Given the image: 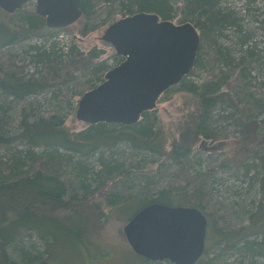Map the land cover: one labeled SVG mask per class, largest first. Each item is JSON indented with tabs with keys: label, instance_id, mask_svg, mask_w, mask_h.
Masks as SVG:
<instances>
[{
	"label": "trees",
	"instance_id": "trees-1",
	"mask_svg": "<svg viewBox=\"0 0 264 264\" xmlns=\"http://www.w3.org/2000/svg\"><path fill=\"white\" fill-rule=\"evenodd\" d=\"M114 1L118 0H80V6L89 22L98 13L99 3L110 4ZM120 1L130 15L136 12H153L172 21L180 14L182 24L190 22L200 30L201 47L194 69L206 66L208 59L204 47L209 42L215 43V34L218 32L221 35L226 27L235 24L234 12L220 10L216 0ZM91 21V26L87 24L84 35L97 29L98 26ZM44 32H49L45 20L35 13L25 15L19 10L8 14L0 8V146L10 147L17 140L27 146L25 151L13 153L12 158L0 164V264H49V258L30 256L25 252H20L19 255L16 253L17 249L13 246L27 232H35L48 242L50 236L52 239L53 235L57 236L54 233L56 229L57 233L67 234L76 242L85 243L90 232L97 228L94 224L97 218L89 212L95 215L104 204L106 207L120 204L115 198L121 196V193L114 191L116 182L126 180L125 189H130L133 180L129 175L141 167L139 163H131L128 167L120 162L113 163L115 154H123L122 151L113 150L121 143L128 144L132 151L152 155L150 170L154 173L153 177L165 179L172 169L184 170L191 163L192 154L198 144L219 139L217 134L221 131L214 124L220 119L238 128L242 154L255 157L258 165L254 167L264 171V128L260 120V115L264 112V83L252 87L246 82V66L254 58L255 46L248 45L249 37L241 30H238L237 35L241 46L247 45V50L246 56L241 58L238 65L225 70L218 68L217 77L214 75V79L202 85L192 81L190 75L186 76L179 85L165 92L172 94L183 91L192 94L197 100L195 110L186 116L179 137L171 144L169 151L164 143L157 144L161 141L162 133L156 128L153 111L144 113L141 120L132 126L88 124L86 130L68 132L62 114L63 104L67 101L64 99L66 95L54 87L58 83L73 81L76 75H94L101 84L109 68L104 61L97 62L103 53L97 49L85 54L73 44L61 56L58 55L59 50L56 51V43H52L45 49L37 45L32 47L36 63L43 68L39 72L25 75L23 67L17 65L12 55V47ZM221 53L216 57L217 62L224 60L221 59ZM122 61L123 59L120 63ZM97 86L91 85L89 89ZM52 87L51 99L57 107L55 113L48 117H35L32 101L29 99ZM17 107H20L21 132L13 134L8 129L9 114ZM36 147H44L45 150L39 154L35 151ZM62 150L70 153L68 162L79 154L86 156L99 153L101 169L95 172L98 184L84 185L81 181L76 182L62 174L61 170H56L55 166L63 162L60 152ZM249 171L250 169L247 174ZM205 175L202 173V177ZM184 181L188 183L187 186L182 185ZM261 183L264 196V175ZM189 186V179L178 180L173 186L163 189L156 200H141H148V204H166L164 202L167 199L181 198L206 215L207 237L209 241L211 239L213 247H218L221 254L230 253L238 257L241 264H245L249 256L264 258L263 207L252 216L248 226L231 228V208L223 209V216L217 218L212 212L213 208L208 207V201L199 199L195 189L190 190ZM80 213H85L87 218L74 223L72 217ZM260 234L263 237L258 239ZM209 251L210 245H206L204 255ZM143 260L146 264H171L168 261ZM210 261L200 259L197 264H211Z\"/></svg>",
	"mask_w": 264,
	"mask_h": 264
},
{
	"label": "rangeland",
	"instance_id": "rangeland-1",
	"mask_svg": "<svg viewBox=\"0 0 264 264\" xmlns=\"http://www.w3.org/2000/svg\"><path fill=\"white\" fill-rule=\"evenodd\" d=\"M216 2L220 10L234 12L235 24L226 27L221 35L218 32L215 34V43L209 42L204 47L208 59L206 66L201 69H193L194 72H191L189 78L198 85H202L214 79V75L217 77L218 68L222 67V70H225L238 65L241 58L246 56L247 50V45L242 47L237 35L238 30H241L249 37L248 45L255 46L254 58L246 66L248 72L246 82L252 87L264 83V0H216ZM35 4L36 2H30L24 8L25 15L36 12ZM98 5V13L94 15L92 21L90 20L98 27L86 35L83 32L88 26L87 24L91 26V23L83 17L78 23L65 30L55 33L44 32L37 37L34 36L14 45L12 55L15 57L17 65L23 67L24 74L39 72L43 68L36 63L35 51L32 47L37 45L45 49L52 43H56V51L59 50L58 55L66 52L67 47L76 44L85 54L94 49L103 52L97 62L104 61L109 68L108 71L118 66L123 57L117 54L111 44L102 40V37L113 22L126 17L129 13L123 8L120 0L110 4L101 2ZM136 11L134 10V12ZM172 21L175 24H182L181 15L179 14ZM199 32L201 31L199 30ZM219 52H222L221 59H224L221 62L216 60ZM99 84V80L94 75L84 77L76 75L73 81L58 83L54 87L55 90H61L66 95L64 99L67 101L63 104L62 114L65 117L64 125L68 132L77 133L89 127L88 124L76 118L78 103L81 97L90 91L89 86ZM51 89L53 87L29 99L32 101L35 117H48L55 113L57 107L52 102ZM196 105L197 100L192 94L183 91L163 94L156 109L153 110L156 128L162 133L161 141H158L157 144L164 143L169 151L171 144L179 137L186 116L195 110ZM9 116L8 129L13 134L20 133V107L12 110ZM260 120L264 128V112L260 115ZM214 125L218 126V131H221L217 134L219 139L207 140L205 143L198 144L192 154L191 163L186 165L184 170L176 169L174 171L172 169L165 179L153 177L154 173L150 170L152 155L132 151L130 146L125 143L117 145L113 150L115 152L122 151L123 154L114 155V164L120 162L128 167L131 163H139L141 167L130 173L129 178L133 180L130 189H125L126 180L116 182L114 191L121 193V196L115 198L120 204L113 207H106L104 204L99 213L95 215L93 212H89L91 216L97 218L94 223L97 228L90 232L85 243H78L67 234L57 233L56 229H54V233L57 236L53 235V239L50 236L47 239L48 242L42 240L35 232H27L13 246L17 249L16 253L19 255L20 252H25L30 256L49 258V264H146L143 257L137 255L130 247L124 234V227L140 209L148 204V200H156L163 189H168L178 180L183 179H189L188 189H195L199 199L208 201V207L213 208L212 212L217 218L223 216V209L231 208L233 219L230 227L248 226L252 216L257 214L262 207L264 210V196L261 189V178L264 171L254 167V165H258L255 157L242 154L239 144L240 133L237 127L220 119ZM26 149L27 146L20 143V140L10 147L0 146V164L2 161L12 158L13 153ZM44 150V147L35 148L39 154ZM60 152L63 162L55 166L56 170H61L62 174L76 182L81 181L84 185L93 184L96 186L98 184L95 172L101 169L99 153H90L86 156L79 154L73 157L71 162H68L70 153L65 150ZM248 169H250L249 174H247ZM142 170L145 171L142 172ZM177 170L178 172H176ZM202 173L206 175L202 177ZM186 184L188 185L186 181L182 183L184 186H187ZM143 198L148 200H141ZM164 203L170 206H193L178 197H174L172 200L167 199ZM86 218L85 213H80L72 217V220L76 223L84 221ZM214 231L216 230L214 229ZM262 237L263 235L260 234L258 239ZM250 239L254 240V237ZM210 241L207 237L206 244L210 245V251L203 256L202 261L211 260V264H241L238 257L230 253L221 254L218 247H213L212 241ZM245 264H264V258L249 256Z\"/></svg>",
	"mask_w": 264,
	"mask_h": 264
},
{
	"label": "water",
	"instance_id": "water-1",
	"mask_svg": "<svg viewBox=\"0 0 264 264\" xmlns=\"http://www.w3.org/2000/svg\"><path fill=\"white\" fill-rule=\"evenodd\" d=\"M30 0H0L14 14ZM36 14L48 28L73 24L81 15L80 0H35ZM103 40L124 60L105 75L103 83L86 92L76 118L132 126L156 109L167 90L179 85L196 65L201 47L199 30L190 22L175 24L155 13L139 12L117 20ZM208 219L197 207L151 203L125 225L133 251L150 262L197 264L206 251Z\"/></svg>",
	"mask_w": 264,
	"mask_h": 264
},
{
	"label": "flooded vegetation",
	"instance_id": "flooded-vegetation-1",
	"mask_svg": "<svg viewBox=\"0 0 264 264\" xmlns=\"http://www.w3.org/2000/svg\"><path fill=\"white\" fill-rule=\"evenodd\" d=\"M30 2H36L35 0H30V1H28L27 3H25V5L22 7V9H20V11H24V8L30 3ZM36 7H37V2H36ZM79 9H80V11H81V15H80V17L73 23V24H71V25H69V26H66V27H62V28H48L47 27V25H46V18H43V17H41V16H39V17H41L42 19H44L45 20V26H46V28L49 30V32L50 33H55V32H58V31H62V30H65L66 28H69V27H72L73 25H75L76 23H78L83 17H85V15H84V11H83V9H82V7L80 6V1H79ZM36 11V10H35ZM136 13H139V12H136ZM136 13H134V14H136ZM147 13H153V12H147ZM35 14H36V12H35ZM134 14H131V15H134ZM155 14H157V13H155ZM37 15V14H36ZM159 15V14H158ZM127 16H130V14H128ZM126 16V17H127ZM160 16V15H159ZM160 20H165V19H162V17L160 16ZM116 22V21H115ZM114 23V22H113ZM112 23V24H113ZM111 24V25H112ZM109 28V27H108ZM107 28V29H108ZM52 31H51V30ZM102 40H103V37H102ZM107 43V42H106ZM124 59V58H123ZM192 207H194V206H192Z\"/></svg>",
	"mask_w": 264,
	"mask_h": 264
},
{
	"label": "bare ground",
	"instance_id": "bare-ground-1",
	"mask_svg": "<svg viewBox=\"0 0 264 264\" xmlns=\"http://www.w3.org/2000/svg\"><path fill=\"white\" fill-rule=\"evenodd\" d=\"M25 63V62H24Z\"/></svg>",
	"mask_w": 264,
	"mask_h": 264
}]
</instances>
